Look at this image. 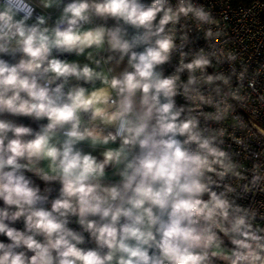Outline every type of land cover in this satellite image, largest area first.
<instances>
[{
    "label": "clouds",
    "instance_id": "obj_1",
    "mask_svg": "<svg viewBox=\"0 0 264 264\" xmlns=\"http://www.w3.org/2000/svg\"><path fill=\"white\" fill-rule=\"evenodd\" d=\"M226 21L0 0V264H264V64Z\"/></svg>",
    "mask_w": 264,
    "mask_h": 264
},
{
    "label": "built area",
    "instance_id": "obj_2",
    "mask_svg": "<svg viewBox=\"0 0 264 264\" xmlns=\"http://www.w3.org/2000/svg\"><path fill=\"white\" fill-rule=\"evenodd\" d=\"M200 2L215 4V13L219 16H227L226 24L229 32L234 39L242 42L238 43L237 47L243 50L246 60H251L252 69L264 64V0H250L247 4L223 0V7L216 0H200ZM249 9H251L250 13ZM202 43L197 41L196 46ZM261 84L264 85V77L261 78ZM261 120H264V111H261L257 118L258 122ZM37 183L41 182L37 181Z\"/></svg>",
    "mask_w": 264,
    "mask_h": 264
},
{
    "label": "trees",
    "instance_id": "obj_3",
    "mask_svg": "<svg viewBox=\"0 0 264 264\" xmlns=\"http://www.w3.org/2000/svg\"><path fill=\"white\" fill-rule=\"evenodd\" d=\"M234 3L247 4L250 0H231Z\"/></svg>",
    "mask_w": 264,
    "mask_h": 264
},
{
    "label": "rangeland",
    "instance_id": "obj_4",
    "mask_svg": "<svg viewBox=\"0 0 264 264\" xmlns=\"http://www.w3.org/2000/svg\"><path fill=\"white\" fill-rule=\"evenodd\" d=\"M23 122H24V123H29V121H27V120H24Z\"/></svg>",
    "mask_w": 264,
    "mask_h": 264
}]
</instances>
